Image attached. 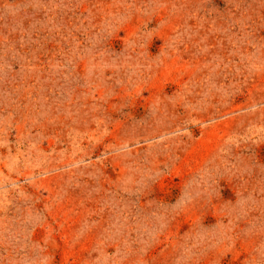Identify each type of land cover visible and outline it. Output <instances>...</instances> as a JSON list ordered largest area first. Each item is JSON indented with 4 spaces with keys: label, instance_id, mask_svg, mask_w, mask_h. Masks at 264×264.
Wrapping results in <instances>:
<instances>
[{
    "label": "rangeland",
    "instance_id": "obj_1",
    "mask_svg": "<svg viewBox=\"0 0 264 264\" xmlns=\"http://www.w3.org/2000/svg\"><path fill=\"white\" fill-rule=\"evenodd\" d=\"M0 264H264V0H0Z\"/></svg>",
    "mask_w": 264,
    "mask_h": 264
}]
</instances>
